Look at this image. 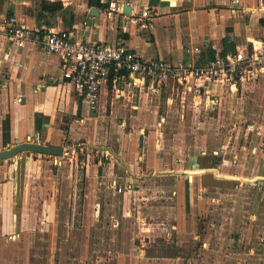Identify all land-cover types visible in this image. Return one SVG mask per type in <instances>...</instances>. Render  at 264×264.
I'll return each mask as SVG.
<instances>
[{
  "label": "crops",
  "instance_id": "0c3cea01",
  "mask_svg": "<svg viewBox=\"0 0 264 264\" xmlns=\"http://www.w3.org/2000/svg\"><path fill=\"white\" fill-rule=\"evenodd\" d=\"M5 1L2 20L12 12L28 25L68 30L74 39L126 44L143 58L200 62L209 57L208 50L217 53L224 48H243L264 39V0H114L128 4L130 11L114 10L111 14L107 13L110 0H48L60 1L62 7L51 11L40 6L39 15L32 13L31 6L42 0ZM91 7L98 11L91 14ZM145 7L157 12L151 27L141 25L140 11ZM259 76L264 77V73ZM258 86V91H264L261 83ZM236 90L215 82L191 89L167 83L152 89L125 85L118 94L111 85H102L98 103L90 107L62 78L55 53L44 51L37 43L18 46L0 22V149L15 140H37L61 147L81 143L89 156L111 147L120 157L110 156L102 162L86 156L56 159L25 151L0 162V231L20 225H47L42 214L48 218L53 208V196L45 192L47 186L53 180L54 188L59 189V184L67 182L68 172L79 166L89 181L88 213L96 212L93 196L104 192L108 183L115 189L121 187L123 214L130 215L132 208L136 209L143 225L161 223L177 238L186 234L187 223L216 225L208 215L223 216L218 210L224 196L230 191L238 193L239 183L245 180L264 177V141L250 146L253 163L248 172L252 174H244L242 148L248 150V145L239 149L229 143L217 146L215 135H208L204 117L196 118L195 108L186 116L185 99L191 105L202 100L209 104L220 101L223 92ZM238 110L232 108V114ZM122 177L136 179L140 186L126 190ZM207 191L214 194L212 209L205 199ZM260 191L251 186L256 201L264 198V191ZM145 193L166 194L173 202L151 200ZM255 204L251 213L257 216L262 204ZM144 212L155 221L147 222ZM126 258L119 255L117 264H126ZM179 258L154 254L144 256L140 264H180Z\"/></svg>",
  "mask_w": 264,
  "mask_h": 264
},
{
  "label": "rangeland",
  "instance_id": "374dc122",
  "mask_svg": "<svg viewBox=\"0 0 264 264\" xmlns=\"http://www.w3.org/2000/svg\"><path fill=\"white\" fill-rule=\"evenodd\" d=\"M5 3V0H0L2 12ZM39 8L40 2L36 1L31 6L32 13L39 15ZM7 15L15 14L9 12ZM259 75L243 81L231 94L223 92L224 97L220 101L204 104L202 100L191 105L185 99L186 116H189L190 108H195L196 118L204 117L208 135H215L217 146L229 143L239 149L241 145H248V150L242 148V158L246 164L244 174H252L249 173L253 163L250 146L264 141V91L260 88L257 90L259 83L264 87V77ZM236 107L239 110L232 114L231 109ZM77 144L83 146L79 159H84L86 146ZM107 153L106 157L101 156L99 151L91 155L105 162L113 156L108 150ZM10 159H1L0 162ZM68 174L67 182L59 184V189L54 188L53 180L46 188L45 192H49L46 194L53 196L50 215L46 218L42 214L47 225H20L7 232L0 231V264H117L119 255L127 256L126 264H140L144 256L154 254L178 255L180 264H264V198L256 201L251 196L252 185L264 191V177L252 179L254 183L245 180L239 183L241 188L238 193L230 191L226 194L218 210L223 216L208 215L216 225L208 222L202 225L198 222L195 225L187 223L184 228L188 231L177 238L173 231L172 234L167 233L169 230L161 223L143 225L137 219L136 209L132 208L130 215L123 214L122 191L108 183L104 192L93 196L96 198V202H92L96 212L88 213L85 207L89 181L83 168L79 166ZM120 181L126 190L140 186L136 179L122 177ZM144 196L156 201H172L166 194L145 193ZM212 196L214 194L207 191L205 199L210 209L215 206ZM253 203L262 204L260 210L256 211L257 216L251 213ZM35 214L38 218L39 211ZM142 216L146 217L147 222L155 221L145 212ZM124 221L127 222L125 227ZM145 226L148 228L142 229ZM169 229L171 231L173 228L169 226Z\"/></svg>",
  "mask_w": 264,
  "mask_h": 264
},
{
  "label": "built area",
  "instance_id": "2783aa9c",
  "mask_svg": "<svg viewBox=\"0 0 264 264\" xmlns=\"http://www.w3.org/2000/svg\"><path fill=\"white\" fill-rule=\"evenodd\" d=\"M123 11L120 2L110 0L107 13ZM157 12L149 7L140 11L143 27H151V19ZM250 9L245 11L249 15ZM4 33L18 46L25 43H37L48 53L59 58L62 78L76 93L86 100L90 107L98 103L102 85L113 87L120 94L125 85L138 87L145 85L150 89L163 85H181L186 89L203 87L207 82H215L237 89L248 78L264 73V39L251 41L243 48L200 62L180 59L171 61L164 58H143L130 46L123 43H107L74 39L65 29H55L39 25H28L15 15L3 17ZM122 81V85L119 82ZM21 98L17 97V101ZM83 152L80 144L62 147V155L55 156L78 158ZM98 152V150H95ZM101 156H107V150H99ZM91 161L102 160L86 155ZM121 187H118V190Z\"/></svg>",
  "mask_w": 264,
  "mask_h": 264
},
{
  "label": "water",
  "instance_id": "95a60500",
  "mask_svg": "<svg viewBox=\"0 0 264 264\" xmlns=\"http://www.w3.org/2000/svg\"><path fill=\"white\" fill-rule=\"evenodd\" d=\"M93 11H98L96 7H91L90 12L91 14ZM124 12L130 11V6L125 4L123 6ZM93 147V146H92ZM95 148V147H94ZM113 156L120 159V157L111 149V147H106ZM105 149V148H104ZM35 152L41 154H49L53 156H61L62 155V147L59 145H52V144H45L37 140H24L15 142L5 148L0 149V159H10L21 152Z\"/></svg>",
  "mask_w": 264,
  "mask_h": 264
},
{
  "label": "trees",
  "instance_id": "16d2710c",
  "mask_svg": "<svg viewBox=\"0 0 264 264\" xmlns=\"http://www.w3.org/2000/svg\"><path fill=\"white\" fill-rule=\"evenodd\" d=\"M40 6L43 10H51V11H55L58 10L62 7V3L60 1H48V0H42L40 2ZM236 50V48H232V49H222L221 51L217 52L218 54H225L227 52H234ZM216 53L213 50H208V58H211L215 55ZM207 58V59H208Z\"/></svg>",
  "mask_w": 264,
  "mask_h": 264
},
{
  "label": "bare ground",
  "instance_id": "6f19581e",
  "mask_svg": "<svg viewBox=\"0 0 264 264\" xmlns=\"http://www.w3.org/2000/svg\"><path fill=\"white\" fill-rule=\"evenodd\" d=\"M202 172V171H201ZM232 177V176H231Z\"/></svg>",
  "mask_w": 264,
  "mask_h": 264
}]
</instances>
